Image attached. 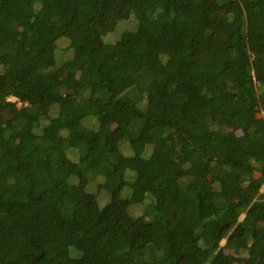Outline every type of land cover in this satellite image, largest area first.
<instances>
[{
  "label": "trees",
  "instance_id": "trees-1",
  "mask_svg": "<svg viewBox=\"0 0 264 264\" xmlns=\"http://www.w3.org/2000/svg\"><path fill=\"white\" fill-rule=\"evenodd\" d=\"M262 186L264 0H0V264H264Z\"/></svg>",
  "mask_w": 264,
  "mask_h": 264
},
{
  "label": "rangeland",
  "instance_id": "rangeland-1",
  "mask_svg": "<svg viewBox=\"0 0 264 264\" xmlns=\"http://www.w3.org/2000/svg\"><path fill=\"white\" fill-rule=\"evenodd\" d=\"M262 190L264 191V186H262ZM225 241H223V243H224Z\"/></svg>",
  "mask_w": 264,
  "mask_h": 264
}]
</instances>
